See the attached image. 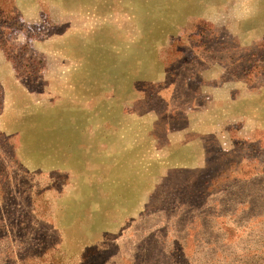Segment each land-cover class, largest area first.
<instances>
[{
  "label": "rangeland",
  "instance_id": "obj_1",
  "mask_svg": "<svg viewBox=\"0 0 264 264\" xmlns=\"http://www.w3.org/2000/svg\"><path fill=\"white\" fill-rule=\"evenodd\" d=\"M6 1L0 264H264V0Z\"/></svg>",
  "mask_w": 264,
  "mask_h": 264
},
{
  "label": "trees",
  "instance_id": "obj_2",
  "mask_svg": "<svg viewBox=\"0 0 264 264\" xmlns=\"http://www.w3.org/2000/svg\"><path fill=\"white\" fill-rule=\"evenodd\" d=\"M16 24L15 12L12 10L10 3L6 0H0V46L5 48L4 36H6L10 29H12ZM254 57L256 59H253ZM251 58L250 61H252V65L249 70L246 71L244 77H248L250 75L249 73L252 71H259V73L264 74V40L258 44V51L257 53L252 54ZM2 94V88L0 86V111L2 106ZM8 139L9 137H5L2 133H0V146L1 143L6 142Z\"/></svg>",
  "mask_w": 264,
  "mask_h": 264
}]
</instances>
